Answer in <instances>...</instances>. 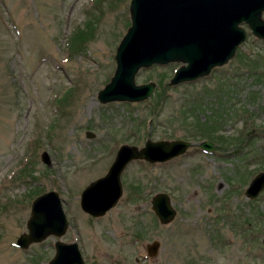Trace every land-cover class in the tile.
I'll use <instances>...</instances> for the list:
<instances>
[{
	"label": "rangeland",
	"instance_id": "rangeland-1",
	"mask_svg": "<svg viewBox=\"0 0 264 264\" xmlns=\"http://www.w3.org/2000/svg\"><path fill=\"white\" fill-rule=\"evenodd\" d=\"M128 5L0 0V264L52 257L51 235L15 245L32 199L48 190L69 222L59 239L77 241L85 264H264V189L255 200L244 196L264 170V78L250 70L253 60L264 73V41L241 23L244 41L206 77L169 86L180 63L152 65L134 76L136 84L154 82L146 100L100 103ZM79 31L85 38L77 42ZM177 139L195 145L162 163L130 161L116 204L96 218L81 211L80 191L106 172L119 145ZM201 140L214 145L211 153L197 148ZM157 192L176 212L168 224L150 210ZM152 241L158 251L147 257Z\"/></svg>",
	"mask_w": 264,
	"mask_h": 264
},
{
	"label": "water",
	"instance_id": "water-1",
	"mask_svg": "<svg viewBox=\"0 0 264 264\" xmlns=\"http://www.w3.org/2000/svg\"><path fill=\"white\" fill-rule=\"evenodd\" d=\"M264 0H129V25L118 41L114 52L115 67L108 82L96 92L100 103L111 101L140 102L152 93V81L136 84L134 76L140 69L152 65L180 63L167 81L169 86L192 82L207 76L214 67L225 65L244 41V23L251 34L264 41ZM193 143L186 140H145L142 147L121 144L106 172L89 182L81 191L79 206L91 216H101L112 207L121 194L120 174L132 160L149 163L164 162L183 154ZM209 151L212 143L197 144ZM41 161L49 159L42 152ZM264 189V170L256 173L244 196L255 199ZM150 208L159 224H168L175 210L168 194L157 192L151 197ZM26 232L15 245L26 248L54 236V252L47 264H85L76 242L59 238L68 227L58 193L48 190L35 196L25 221ZM264 244V239H263ZM158 241L145 245V253L153 257Z\"/></svg>",
	"mask_w": 264,
	"mask_h": 264
},
{
	"label": "trees",
	"instance_id": "trees-1",
	"mask_svg": "<svg viewBox=\"0 0 264 264\" xmlns=\"http://www.w3.org/2000/svg\"><path fill=\"white\" fill-rule=\"evenodd\" d=\"M74 38L78 40L77 42L82 41L85 38L84 37V33L79 31L78 33H76L74 35ZM71 45H72V43H71ZM79 45H80V43L74 44V46H79ZM253 59L256 60L255 56H253ZM251 62H252V64H251L252 67L250 68V70L252 72L251 74L256 75V78H260V79L264 78V73H261V71H258V70H260L262 68V66H260L261 64L256 62V61H253V60H251Z\"/></svg>",
	"mask_w": 264,
	"mask_h": 264
},
{
	"label": "flooded vegetation",
	"instance_id": "flooded-vegetation-1",
	"mask_svg": "<svg viewBox=\"0 0 264 264\" xmlns=\"http://www.w3.org/2000/svg\"><path fill=\"white\" fill-rule=\"evenodd\" d=\"M215 68H217V67L212 68V69L210 70V72H211L213 69H215ZM210 72H209V73H210ZM204 77H206V76H204ZM202 78H203V77H202ZM201 141H209V140H201ZM201 141H200V142H201ZM191 142H192V141H191ZM209 142H210V141H209ZM192 143H193V142H192ZM198 143H199V142H198ZM198 143H197V144H198ZM192 145H195V144L193 143ZM196 146H197V145H196ZM197 148H199V147L197 146ZM199 149H200V151H202L203 153H206V154L208 153V154H209V153H211L212 150L214 149V145L212 144V149L209 150V151H206V150L201 149V148H199ZM186 151H187V150H186ZM186 151H185V152H186ZM185 152H184V153H185ZM184 153H183V154H184ZM183 154H181V155H183ZM181 155H178V156H181ZM175 157H177V156H175ZM175 157H173V158H175ZM171 159H172V158H171ZM171 159H169V160H171ZM169 160H167V161H169ZM164 162H166V161H164ZM148 163H149V162H148ZM155 163H162V162H155ZM120 183H121V182H120ZM81 191H82V190H81ZM81 191H80V193H81ZM80 193H79V196H80ZM121 194H122V187H121ZM121 194H120V196H121ZM154 194H156V193H154ZM154 194H153V195H154ZM153 195H152V196H153ZM152 196H151V197H152ZM168 196H169V195H168ZM151 197L149 198V205H150ZM119 198H120V197H119ZM119 198H118V199H119ZM169 199H170V197H169ZM117 201H118V200H117ZM78 202H79V199H78ZM115 204H116V203H115ZM115 204H114V205H115ZM114 205H113V206H114ZM113 206H112V207H113ZM79 207H80V206H79ZM112 207H110V208H112ZM110 208H109V209H110ZM80 209H81V208H80ZM109 209H108V210H109ZM108 210H106V211H108ZM150 210H151V208H150ZM81 211L84 212L83 210H81ZM106 211H105V212H106ZM105 212H104V213H105ZM151 212L153 213L152 210H151ZM84 213H85V212H84ZM86 214L89 215L88 213H86ZM102 215H103V214H102ZM102 215H101V216H102ZM153 215H154V213H153ZM175 215H176V214H175ZM89 216H90V217H93V218L100 217V216H91V215H89ZM154 217L156 218L155 215H154ZM56 240H57V239H56ZM59 240H60V239H59ZM60 241H61V240H60ZM71 242H76V244H77V246H78V248H79V245H78V242H77V241L73 240V241H71ZM146 244H147V243H145V245H146ZM144 248H145V246H144ZM79 250H80V248H79ZM81 254H82V253H81ZM82 257H83V256H82ZM83 259H84V258H83Z\"/></svg>",
	"mask_w": 264,
	"mask_h": 264
}]
</instances>
